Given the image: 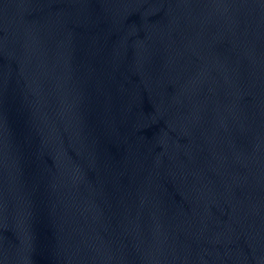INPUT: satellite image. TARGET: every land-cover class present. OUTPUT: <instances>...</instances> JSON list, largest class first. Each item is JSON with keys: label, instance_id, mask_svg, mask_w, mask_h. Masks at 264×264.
Here are the masks:
<instances>
[{"label": "water", "instance_id": "95a60500", "mask_svg": "<svg viewBox=\"0 0 264 264\" xmlns=\"http://www.w3.org/2000/svg\"><path fill=\"white\" fill-rule=\"evenodd\" d=\"M0 264H264V0H0Z\"/></svg>", "mask_w": 264, "mask_h": 264}]
</instances>
